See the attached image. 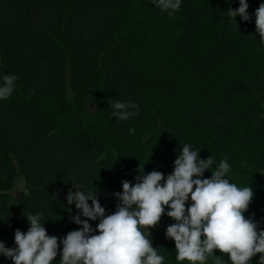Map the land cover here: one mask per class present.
<instances>
[{
	"label": "trees",
	"instance_id": "1",
	"mask_svg": "<svg viewBox=\"0 0 264 264\" xmlns=\"http://www.w3.org/2000/svg\"><path fill=\"white\" fill-rule=\"evenodd\" d=\"M248 4L245 23L226 14L239 0H182L171 17L153 0H0V86L4 75L18 77L0 99V242L16 247L29 213L41 214L59 240L80 230L67 203L74 184L113 214L123 181L135 183L140 171L166 180L185 144L214 159L204 178L227 159L226 178L254 192L245 218L264 230V44L255 25L259 0ZM89 99L97 112L77 128ZM112 99L138 104V114L114 118ZM18 173L29 190L11 205ZM168 210L147 238L163 264H179L166 237L175 223ZM216 256L231 264L218 250L206 264ZM0 264L13 261L0 255Z\"/></svg>",
	"mask_w": 264,
	"mask_h": 264
},
{
	"label": "clouds",
	"instance_id": "2",
	"mask_svg": "<svg viewBox=\"0 0 264 264\" xmlns=\"http://www.w3.org/2000/svg\"><path fill=\"white\" fill-rule=\"evenodd\" d=\"M153 3L171 17L180 10L182 0ZM239 4L238 9L229 8L226 14L235 22L239 16L247 23L251 19L248 0H239ZM255 25L264 44V3L255 11ZM16 79L12 74L4 75L0 99L10 97ZM109 104L112 116L120 121L138 114L139 105L134 102L112 99ZM129 132L134 133L135 129L130 128ZM199 153L185 144L166 180L159 171L144 175L139 170L141 175L136 177L135 185L123 181L122 194L114 193L120 203L110 215L105 214L98 195L86 194L80 185L74 184L76 191H69L67 203L74 204L84 217L71 218L81 230L71 231L59 240L47 234L41 214L29 213L25 215L30 225L28 232L16 230L14 248L0 242V255L13 264H53L62 243L60 264H163L164 257L147 237L168 208L166 215L175 223L167 227L166 237L175 241L179 264H206L216 250L227 255L231 264H252L257 255L258 264H264V230H258V224L244 215L253 200V189L237 187L226 178L230 169L227 159L211 171L210 179L204 178L214 159H201ZM189 198L191 205L186 207ZM97 220V228L93 229L88 221ZM215 264L227 262L216 256Z\"/></svg>",
	"mask_w": 264,
	"mask_h": 264
},
{
	"label": "rangeland",
	"instance_id": "3",
	"mask_svg": "<svg viewBox=\"0 0 264 264\" xmlns=\"http://www.w3.org/2000/svg\"><path fill=\"white\" fill-rule=\"evenodd\" d=\"M263 3L262 0H259V4ZM68 98L71 103H74V94L72 93L71 89H68ZM97 112V105L93 99H89L86 103L85 108L83 109L82 112L78 113L76 119L74 120L73 124L75 127L80 128L84 124V121L91 117L94 116ZM114 157H117V153L114 151L112 153ZM136 183V182H135ZM135 183H132L135 185ZM28 186L26 184L25 178L21 173H18L15 183L13 185V188L11 191H9V195L11 197V205H16L18 202L19 195L21 193H28ZM74 216L79 215V210L76 209V207L73 208L72 210ZM80 230L81 226L79 225ZM154 230L153 228L150 229V231Z\"/></svg>",
	"mask_w": 264,
	"mask_h": 264
}]
</instances>
